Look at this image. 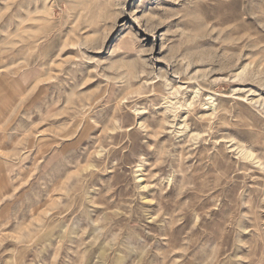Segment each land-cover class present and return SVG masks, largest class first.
<instances>
[{"label": "rangeland", "instance_id": "1", "mask_svg": "<svg viewBox=\"0 0 264 264\" xmlns=\"http://www.w3.org/2000/svg\"><path fill=\"white\" fill-rule=\"evenodd\" d=\"M0 264H264V0H0Z\"/></svg>", "mask_w": 264, "mask_h": 264}]
</instances>
